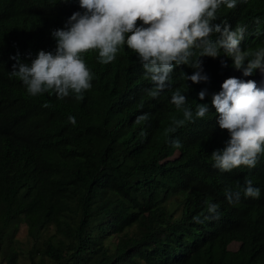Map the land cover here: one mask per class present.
<instances>
[{
    "label": "trees",
    "instance_id": "obj_1",
    "mask_svg": "<svg viewBox=\"0 0 264 264\" xmlns=\"http://www.w3.org/2000/svg\"><path fill=\"white\" fill-rule=\"evenodd\" d=\"M262 1L242 0L236 13L254 19ZM76 12L79 0H0V264H264V188L235 205L225 195L256 168L213 166L226 139L210 118L167 132L183 119L172 84L148 95L125 47L109 64L98 50L83 54L93 79L80 100L33 97L10 76L17 53L27 64L55 53L52 31Z\"/></svg>",
    "mask_w": 264,
    "mask_h": 264
},
{
    "label": "clouds",
    "instance_id": "obj_2",
    "mask_svg": "<svg viewBox=\"0 0 264 264\" xmlns=\"http://www.w3.org/2000/svg\"><path fill=\"white\" fill-rule=\"evenodd\" d=\"M241 2L79 0L83 14L73 13L65 29L52 31L55 53L41 50L30 64L17 53L10 76L33 97L55 92L60 99L74 94L80 100L93 79L83 54L98 50L99 62L109 64L123 46L137 57L150 84L148 95L155 98L172 84L171 103L183 119L167 132L185 121L210 118L226 139L223 150L211 154L213 166L222 172L256 168L258 177L239 176L237 190L225 189L229 203L259 198L264 188V1L260 14L246 21L236 13ZM147 119L140 115L136 123ZM68 120L76 122L72 116ZM201 132L205 141L208 132ZM173 146L182 145L176 140ZM218 207L208 203L206 210L216 214Z\"/></svg>",
    "mask_w": 264,
    "mask_h": 264
},
{
    "label": "rangeland",
    "instance_id": "obj_3",
    "mask_svg": "<svg viewBox=\"0 0 264 264\" xmlns=\"http://www.w3.org/2000/svg\"><path fill=\"white\" fill-rule=\"evenodd\" d=\"M177 199H174L173 201H176ZM17 238L19 239V241H21V243L24 245V246H28L29 244V237H28V230H27V226L26 225H22L21 226V229L18 233V236ZM238 243H235V244H232L230 246V249L231 250H237L238 249ZM20 264H24V262L21 260V263Z\"/></svg>",
    "mask_w": 264,
    "mask_h": 264
},
{
    "label": "bare ground",
    "instance_id": "obj_4",
    "mask_svg": "<svg viewBox=\"0 0 264 264\" xmlns=\"http://www.w3.org/2000/svg\"><path fill=\"white\" fill-rule=\"evenodd\" d=\"M170 98V97H169Z\"/></svg>",
    "mask_w": 264,
    "mask_h": 264
}]
</instances>
